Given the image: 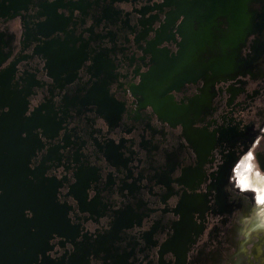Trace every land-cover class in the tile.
Segmentation results:
<instances>
[{
  "label": "flooded vegetation",
  "instance_id": "1",
  "mask_svg": "<svg viewBox=\"0 0 264 264\" xmlns=\"http://www.w3.org/2000/svg\"><path fill=\"white\" fill-rule=\"evenodd\" d=\"M1 128L10 264H264V0H0Z\"/></svg>",
  "mask_w": 264,
  "mask_h": 264
},
{
  "label": "water",
  "instance_id": "2",
  "mask_svg": "<svg viewBox=\"0 0 264 264\" xmlns=\"http://www.w3.org/2000/svg\"><path fill=\"white\" fill-rule=\"evenodd\" d=\"M5 131L6 128L0 129V149L7 147L4 133L1 134V132ZM0 163L4 164V160ZM0 192V264H10L12 255L20 249V246L28 249L29 256L27 258L30 261L36 257V253L33 256L31 255L37 250L36 246L39 244L38 238L31 235L30 227H27L26 235L22 238V242H20V238H17L15 233L16 227L8 222V220L20 218L19 214L21 212L18 208L26 200L24 191L20 183H17L13 178H8L7 173L0 170ZM32 226L36 227V224Z\"/></svg>",
  "mask_w": 264,
  "mask_h": 264
},
{
  "label": "rangeland",
  "instance_id": "3",
  "mask_svg": "<svg viewBox=\"0 0 264 264\" xmlns=\"http://www.w3.org/2000/svg\"><path fill=\"white\" fill-rule=\"evenodd\" d=\"M262 180V179H261Z\"/></svg>",
  "mask_w": 264,
  "mask_h": 264
}]
</instances>
